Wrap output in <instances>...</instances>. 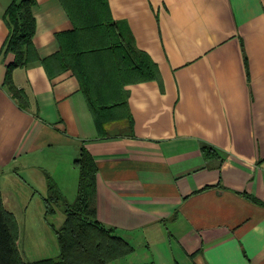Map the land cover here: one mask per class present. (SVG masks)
I'll list each match as a JSON object with an SVG mask.
<instances>
[{"label": "crops", "instance_id": "crops-1", "mask_svg": "<svg viewBox=\"0 0 264 264\" xmlns=\"http://www.w3.org/2000/svg\"><path fill=\"white\" fill-rule=\"evenodd\" d=\"M12 1L0 0V51ZM108 3L160 72L125 85L132 128L116 120L101 136L78 76H50L41 61L13 69L23 108L4 85L14 55L0 56V187L23 259L59 257L27 261L22 221L33 232L40 217L59 247L66 214L46 213L49 179L73 202L85 145L98 166V219L134 245L111 264H264V0ZM34 15V44L52 57L75 22L61 0H37ZM204 143L223 158L205 156Z\"/></svg>", "mask_w": 264, "mask_h": 264}, {"label": "trees", "instance_id": "trees-1", "mask_svg": "<svg viewBox=\"0 0 264 264\" xmlns=\"http://www.w3.org/2000/svg\"><path fill=\"white\" fill-rule=\"evenodd\" d=\"M75 22L72 31L57 35L61 50L52 57L41 58L33 37L36 31L34 7L37 0H13L4 14L9 35L0 51L14 55L7 66L4 85L23 108L29 106L27 93L15 83L13 69L41 61L50 76L72 70L81 81L82 91L101 136L104 125L116 120L130 123L132 116L125 85L159 79L157 63L135 45L128 26L115 20L108 0H61ZM53 64V65H52ZM205 156L223 158L215 147L202 144ZM79 167L77 196L65 199L56 183L49 179L50 196L46 213L64 206L66 218L54 228L59 257L26 262L19 250V224L4 205L0 187V264H111L134 251V245L103 224L97 216L98 166L94 155L84 145L75 161Z\"/></svg>", "mask_w": 264, "mask_h": 264}, {"label": "rangeland", "instance_id": "rangeland-1", "mask_svg": "<svg viewBox=\"0 0 264 264\" xmlns=\"http://www.w3.org/2000/svg\"><path fill=\"white\" fill-rule=\"evenodd\" d=\"M75 197V196H74ZM75 198L73 199V201ZM60 217L54 218L55 223H59ZM35 228L32 229L33 232H28V222L27 226L24 221L23 226L25 227L22 232L23 241H21V248L22 250L26 251L27 253V261H34L35 259L39 257H48L53 256L57 257L60 253L58 245H56L55 239L53 237H50L48 233L46 234L43 230L45 228L44 222L40 220V217L33 218ZM25 230V231H24ZM44 237H48V243H45ZM47 240V239H46Z\"/></svg>", "mask_w": 264, "mask_h": 264}]
</instances>
